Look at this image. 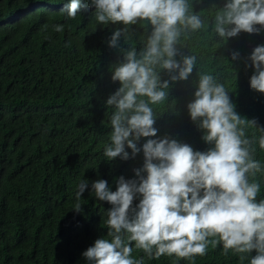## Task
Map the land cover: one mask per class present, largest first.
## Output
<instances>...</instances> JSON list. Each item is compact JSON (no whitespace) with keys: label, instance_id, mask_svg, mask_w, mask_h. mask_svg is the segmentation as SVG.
<instances>
[{"label":"trees","instance_id":"obj_1","mask_svg":"<svg viewBox=\"0 0 264 264\" xmlns=\"http://www.w3.org/2000/svg\"><path fill=\"white\" fill-rule=\"evenodd\" d=\"M68 0H0V264H89L82 253L97 238L106 237L107 202L98 201L91 182L105 179L113 191L118 177L134 179V169L143 166V152L135 158L112 161L103 156L109 142L112 109L110 95L120 87L113 82L112 67L123 60L121 48L130 44L120 38L119 48L109 47V39L122 23L98 24L94 7H83L75 19L61 13ZM86 2V0H85ZM225 0H193L195 12L211 21L208 9L222 7ZM64 26L63 32L54 25ZM132 41L139 52L147 31L138 22L130 26ZM209 33L194 34L188 48L198 56L202 70L219 74L229 90L235 110L243 118L256 120L264 128V93L250 87L254 68L248 57L256 46L264 45L259 34L241 32L216 50ZM70 45V46H69ZM179 47V45H178ZM181 51L190 54L187 48ZM240 53L232 60V52ZM180 59L179 56L176 57ZM198 68L186 81L171 84L167 105L157 106V137L168 136L206 151L211 145L202 139L187 109L194 99ZM169 79L166 71L160 73ZM247 135H264L248 129ZM147 138H142V146ZM255 158L264 163V151L255 145ZM129 151L131 155V150ZM89 181L81 197L82 212L76 213L77 184ZM258 199H264V173ZM135 201V203H138ZM229 251L222 244L209 246L195 264H249L252 254ZM144 264H191L175 256L149 259L134 250Z\"/></svg>","mask_w":264,"mask_h":264},{"label":"clouds","instance_id":"obj_2","mask_svg":"<svg viewBox=\"0 0 264 264\" xmlns=\"http://www.w3.org/2000/svg\"><path fill=\"white\" fill-rule=\"evenodd\" d=\"M88 6L94 7L98 24L124 25L112 33L109 47L119 48L122 36L131 45L120 49L123 60L112 67L111 79L120 87L106 101L113 111L103 156L127 161L142 151L144 162L133 170L134 179L118 177L115 191L105 179L91 182L95 198L111 207L106 237L97 238L82 256L89 264H144L133 256L139 250L149 259L175 256L195 264L209 246L222 244L224 255L231 251L243 260L255 252L249 264H264V199H258L261 184L256 179L264 173V163L255 158L257 143L264 151V135H247L248 129L264 133V128L236 112L219 74L202 70L187 43L194 34L211 30V42L219 37L212 43L216 50L241 32L259 34L264 30V0H225L219 8L213 4L207 10L210 22L205 10H193V0H68L60 12L75 19ZM138 22L146 31L151 27L146 39L141 37L139 52L129 31ZM54 31L63 32L64 26L54 25ZM231 55L234 61L240 57L236 51ZM248 59L254 68L250 87L264 93V45L256 46ZM194 68L198 80L187 109L203 130V141L211 145L206 151L168 136L153 138L158 133L157 106L165 109L171 84L188 80ZM162 70L169 79H162ZM142 138L146 142L138 146ZM88 187L87 179L77 184L76 213L82 212L80 200Z\"/></svg>","mask_w":264,"mask_h":264}]
</instances>
